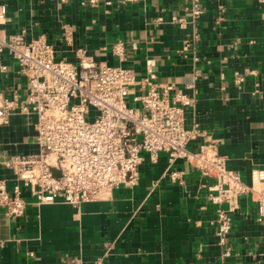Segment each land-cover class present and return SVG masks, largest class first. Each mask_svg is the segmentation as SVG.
<instances>
[{
	"label": "crops",
	"instance_id": "obj_1",
	"mask_svg": "<svg viewBox=\"0 0 264 264\" xmlns=\"http://www.w3.org/2000/svg\"><path fill=\"white\" fill-rule=\"evenodd\" d=\"M81 2L0 0L6 11L1 28L7 36L45 39L59 60L72 63L75 50L84 49L136 78L152 72L156 82L193 100L187 122L219 142L227 169L248 186L253 171L264 175V1L202 0L204 12L196 19L188 0ZM173 17L185 19V26L172 24ZM118 41L126 48L123 62L110 51ZM0 66L1 101L23 91L25 82L7 54ZM34 123V115L15 114L0 126V180L9 191L14 176L3 163L35 151ZM167 169L165 154L155 163L145 158L137 185H119L107 200L79 207L37 205L22 187V216L8 217L0 208V264H264V224L254 193L239 198L230 234L220 244L211 224L215 206L205 199L213 180L181 160L172 166L183 173L181 182L163 177Z\"/></svg>",
	"mask_w": 264,
	"mask_h": 264
},
{
	"label": "built area",
	"instance_id": "obj_2",
	"mask_svg": "<svg viewBox=\"0 0 264 264\" xmlns=\"http://www.w3.org/2000/svg\"><path fill=\"white\" fill-rule=\"evenodd\" d=\"M138 1L82 0L81 6L100 2L125 6ZM188 1L189 13L198 18L204 12L202 0ZM5 13L0 5V56L7 54L16 63L25 88L1 99L0 126L15 114L35 116V151L3 163L15 181L9 191L0 180V208L6 216L23 215L27 200L22 187L29 188L37 205L59 202L79 207L107 200L119 185H137L145 158L155 163L165 154L168 169L163 177L170 181L182 180L183 173L172 170L177 160L213 180L205 199L215 206L211 224L220 244L230 234L232 215L243 195H256L257 216L264 224V189L259 186L264 175L253 171L248 186L227 169L219 142L207 137L198 124H188L186 111L193 100L185 93L156 82L152 72L136 78L129 68L100 63L84 49L75 50L72 63L59 60L43 38L7 36L1 28ZM171 23L184 27L185 19L173 17ZM130 48L136 49L135 42ZM110 51L124 61L123 42L112 44ZM241 81L237 76L235 83ZM202 139L206 141L193 147ZM157 186V180L152 182L151 190Z\"/></svg>",
	"mask_w": 264,
	"mask_h": 264
}]
</instances>
